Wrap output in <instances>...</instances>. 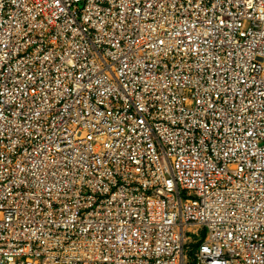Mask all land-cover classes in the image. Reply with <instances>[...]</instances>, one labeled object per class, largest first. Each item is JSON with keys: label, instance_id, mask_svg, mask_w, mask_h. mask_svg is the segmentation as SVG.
Segmentation results:
<instances>
[{"label": "built area", "instance_id": "2783aa9c", "mask_svg": "<svg viewBox=\"0 0 264 264\" xmlns=\"http://www.w3.org/2000/svg\"><path fill=\"white\" fill-rule=\"evenodd\" d=\"M0 264H264V0H0Z\"/></svg>", "mask_w": 264, "mask_h": 264}, {"label": "rangeland", "instance_id": "374dc122", "mask_svg": "<svg viewBox=\"0 0 264 264\" xmlns=\"http://www.w3.org/2000/svg\"><path fill=\"white\" fill-rule=\"evenodd\" d=\"M201 234H202V235H204V234H205V232H204V231H201Z\"/></svg>", "mask_w": 264, "mask_h": 264}]
</instances>
